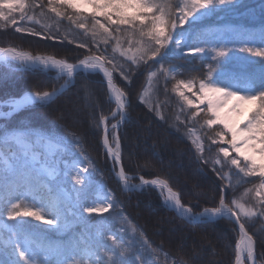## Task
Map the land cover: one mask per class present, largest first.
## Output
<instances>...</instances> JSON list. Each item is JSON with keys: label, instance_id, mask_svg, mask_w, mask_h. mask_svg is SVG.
Listing matches in <instances>:
<instances>
[{"label": "snow or ice", "instance_id": "1", "mask_svg": "<svg viewBox=\"0 0 264 264\" xmlns=\"http://www.w3.org/2000/svg\"><path fill=\"white\" fill-rule=\"evenodd\" d=\"M243 3L244 0H0V30L11 26L16 33L75 45L85 52L71 62L55 52H33L12 43L0 46V65L52 73L54 80L63 81L50 89H29L10 99L4 105L7 112H0V116L51 104L75 84L78 76L102 77L107 102L114 107L105 115L88 92L85 103L122 189L155 190L161 204L186 225L231 221L236 233L235 264H264V251L257 252L256 235L246 227L257 219L264 221V73L259 79H238L218 71L230 59V53L237 50L264 60V28L259 32L258 47L253 39L255 33L249 30L200 27L213 15L235 11ZM81 4L91 5L93 11L81 10ZM261 10L264 12V5ZM65 19L91 38V46L88 40L81 42L71 32L60 31L59 22ZM21 22L25 26H19ZM177 54L184 59L199 55L206 69L202 78L179 79L187 65L171 63ZM144 71L147 75L137 98L153 118L142 131L150 134L153 123L171 121L170 129L190 142L198 165L196 171L207 175L205 168H209L218 178L219 198L212 197L214 206L201 207L199 200L185 202L170 174H156L152 179L140 176L136 184L132 182L135 177L126 172L121 129L132 120L128 112L131 102L116 76L131 85L133 77ZM161 78L165 96L171 91L178 102L175 114L167 117L161 105L166 106L168 101H160L155 94ZM170 80L175 83L169 90L166 84ZM230 101L234 102L226 112L222 111ZM249 104L248 115L240 120ZM80 110L61 112L50 128L27 123L0 128V264H197L201 255L195 247L175 257L164 251L163 244L154 247L110 191L105 190L99 202L89 201L87 193L98 169L87 154L84 138L60 123L65 118L75 119ZM204 129L217 130L209 135ZM154 155L159 157L160 153ZM137 166L152 165L145 161ZM233 169L242 178L259 177V184L236 196L234 189L241 181L233 184ZM63 183L71 184L77 193L75 203L65 194ZM230 188L232 198L226 199L225 191ZM110 210L116 211L118 219L113 222L121 226L115 232L101 233L95 244L84 246L79 240L69 239L67 244L54 245L41 234L68 228L69 216L85 221L93 214ZM29 224L31 227L26 226ZM178 239V247L183 249L184 237ZM206 247L212 245L200 244L201 251ZM260 248L264 249V238Z\"/></svg>", "mask_w": 264, "mask_h": 264}, {"label": "trees", "instance_id": "2", "mask_svg": "<svg viewBox=\"0 0 264 264\" xmlns=\"http://www.w3.org/2000/svg\"><path fill=\"white\" fill-rule=\"evenodd\" d=\"M219 17L218 14L213 15L203 21L200 27L232 26L246 29L255 33L253 39L256 46H261L259 43V32L261 28H264V14L263 18L259 20L254 18V15L251 18L249 14H243L238 20L231 16ZM46 22L52 21L48 20ZM87 23L90 26L92 23L91 19ZM19 26L25 25L21 22ZM59 27L61 32H71L72 36L78 38L81 42L88 40L91 46V38L85 37L82 29L76 28L74 24L66 19L59 22ZM184 28L187 29L188 25L185 24ZM28 38H33L35 42L26 41ZM9 43L19 45L23 49L29 48L33 52H55L58 55L68 57L71 62H75V58H82L85 54L84 50H78L75 45L62 44L57 41H41L38 38L16 33L11 26L6 30H0V46H7ZM29 43H32V46ZM164 63L166 66L168 65V61ZM171 63L181 66L187 65L185 74L178 77L179 79L202 78L203 73L206 71L199 55L184 59L177 54ZM248 70L241 71L239 74L228 72L225 75L238 79H259L260 75L264 73V60L262 63L259 61L253 62L248 67ZM53 75L52 73H44L39 70L25 72L20 70L17 65H0V101L20 96L29 89L43 91L58 86L62 80H54ZM146 75V71L143 74L138 72L133 77L131 85L122 81L118 75L116 76L117 83L128 92L131 102L128 112L132 120L121 129L122 160L126 172L135 177L132 182L136 184L139 183L140 176L152 179L156 174H170L169 178L173 186L181 191L182 199L185 202L199 200L201 207L214 206L215 201H213L212 197L215 195L217 200L219 198L217 190L218 178L215 177V174L209 168H205L207 175L196 171L198 165L193 158L191 144L187 139L182 137L181 133L170 129L169 124H171V121L168 124L153 123L150 134L142 131L143 126L149 124L153 118V114L137 98L143 87ZM101 80L102 77L98 75L78 76L75 84L69 86L67 91L56 98L51 104L46 106L36 105L17 114L0 117V128L18 127L25 123L37 128H50L61 112L67 113L75 108L81 109L76 114L75 119L65 118L60 123L70 131H75L84 138L87 154L98 169L87 193L89 201L94 200L93 196L98 190H103L104 192L105 190L110 191L114 195V198L120 202L124 213L127 214L132 223L143 230L148 239L153 242V246L163 244L164 251L171 253L173 257L176 255L183 256L185 252L195 247L201 255V259L197 264H213V262L214 264H235L233 248L236 233L233 231L235 225L231 221L219 219L206 224L186 225L185 221L179 219L175 212L169 211L161 204L160 197L155 190L126 192L122 189L113 172L112 162L105 154L100 140V132L92 127L89 110L85 103V94L88 92L98 102L100 109L105 115L114 107V105H110L107 102L106 88ZM174 83L175 80L168 81L166 84L167 88L170 90ZM164 87L165 82L161 78L158 84L159 90L155 94L160 101H168L166 106L161 105L167 117L175 114L178 102L175 94L171 91H169L167 97L165 96ZM199 119L201 122L203 121V114H201ZM216 130L204 129L203 131L211 135ZM153 145L156 147L153 148ZM212 151L215 152V148ZM154 152H159L160 156H155ZM145 161H151L152 166H137L138 164L143 165ZM225 170L227 171V169ZM234 172L235 170L233 169V184H236L238 180L241 181L234 189L236 196H239L246 188L253 187V185L260 182L259 177L242 178L235 175ZM197 185L198 187H196ZM61 186L69 200L75 203L77 193L73 190L71 184L63 183ZM232 195L233 189L230 188L225 191L226 199L232 198ZM96 201L99 202L98 200ZM117 219L116 211L112 210L109 213L101 215L93 214L91 218L85 221L69 216L68 228L62 231L46 230L42 231L41 234L54 245L67 244L69 239H73L79 240L82 245L87 246L95 244L101 233L108 234L110 231H117L121 226V224L113 222ZM9 223L14 222L9 221ZM32 223L38 222L33 221ZM26 226L31 227V224ZM246 227L256 235L257 252L264 251V249L260 248V241L264 238V221L257 219L252 226L246 225ZM47 228L48 226H44V229ZM179 237H184L185 246L183 249L178 247L180 242ZM201 243L205 245L210 243L212 247H206L201 251ZM162 259L163 257H161Z\"/></svg>", "mask_w": 264, "mask_h": 264}, {"label": "rangeland", "instance_id": "3", "mask_svg": "<svg viewBox=\"0 0 264 264\" xmlns=\"http://www.w3.org/2000/svg\"><path fill=\"white\" fill-rule=\"evenodd\" d=\"M262 5H264V0H244L243 5L238 7L235 11L232 12H219L218 15L219 18H223L224 16H231L234 19H239L242 17L243 14H249L251 18L254 15V18L257 20L263 18L264 12H262ZM81 10H86V12L93 11L92 6L88 4H81L80 5ZM30 42H35L33 38H28ZM30 46H32V43H29ZM239 46H237L238 49ZM27 50L33 51L29 48ZM255 61H259L260 63L263 62V60L259 57L250 56L248 53H242L238 50L230 53V59L227 61V63L223 64L218 71H222L224 74L228 72H233L234 74H239V72H244V70L249 71L248 67L251 66V64ZM234 101H230L229 105H226L225 108L222 110L224 112L227 111V108L230 106V104ZM251 108V105H245L243 114L239 117L240 120L244 116L248 114L249 109ZM5 112H7V108H5ZM2 111V110H1ZM96 195V196H95ZM95 197L93 196L94 200H102L105 196V192L103 190H98V192H95Z\"/></svg>", "mask_w": 264, "mask_h": 264}, {"label": "water", "instance_id": "4", "mask_svg": "<svg viewBox=\"0 0 264 264\" xmlns=\"http://www.w3.org/2000/svg\"><path fill=\"white\" fill-rule=\"evenodd\" d=\"M8 103V101H6V102H0V104H7ZM1 112V111H0ZM1 117V116H0ZM146 179V178H145Z\"/></svg>", "mask_w": 264, "mask_h": 264}]
</instances>
